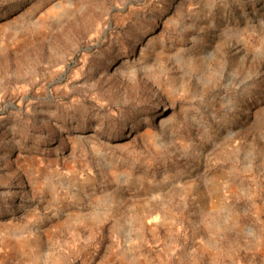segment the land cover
Returning a JSON list of instances; mask_svg holds the SVG:
<instances>
[{
	"label": "rangeland",
	"instance_id": "obj_1",
	"mask_svg": "<svg viewBox=\"0 0 264 264\" xmlns=\"http://www.w3.org/2000/svg\"><path fill=\"white\" fill-rule=\"evenodd\" d=\"M0 264H264V0H0Z\"/></svg>",
	"mask_w": 264,
	"mask_h": 264
}]
</instances>
